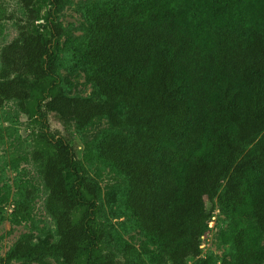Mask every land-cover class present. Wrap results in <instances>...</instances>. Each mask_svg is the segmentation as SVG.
<instances>
[{
	"label": "trees",
	"instance_id": "obj_1",
	"mask_svg": "<svg viewBox=\"0 0 264 264\" xmlns=\"http://www.w3.org/2000/svg\"><path fill=\"white\" fill-rule=\"evenodd\" d=\"M19 3L26 19L0 48V108L14 102L37 130L29 158L14 151L9 164L40 168L55 235L21 236L0 264H262L264 0L90 2L86 33L67 47L100 102L60 89L63 0ZM50 114L76 132L106 120L96 157L125 179L123 206L158 253L123 243L119 260L103 248L99 184L70 137L49 132ZM17 188L11 219L19 224L33 219L35 197ZM216 209L227 219L219 238L231 260L201 256Z\"/></svg>",
	"mask_w": 264,
	"mask_h": 264
},
{
	"label": "rangeland",
	"instance_id": "obj_2",
	"mask_svg": "<svg viewBox=\"0 0 264 264\" xmlns=\"http://www.w3.org/2000/svg\"><path fill=\"white\" fill-rule=\"evenodd\" d=\"M92 1L94 0H63L57 23L63 28L65 35L59 41L57 69L60 89L65 95L92 98L100 102L101 98L86 80V68L72 58L67 47L69 41L86 33L87 23L83 9ZM25 19L26 13L19 0H0V48L17 36V26ZM48 126L51 134L70 137V145L76 149L77 158L99 184L97 224L104 233L103 248L115 252L119 260H122L119 247L121 248L123 243H128L136 249L147 247L158 253L157 249L147 243L134 218L123 206L127 187L125 179L96 157L94 144L100 135L110 128L106 120H96L84 131L76 132L73 127L65 128L50 114ZM0 128L5 129V140L0 142V257H4L21 236L32 234L35 241L42 240L48 234L54 236L55 227L44 208L47 192L42 184L40 168L29 160L20 161L17 166L9 164L11 153L14 151L15 156L21 153L29 158L35 148L34 138L37 130L18 113L14 102H8L0 108ZM19 184L32 189L35 199L33 219L18 224L12 221L11 212L15 203L21 199V192L17 188ZM226 226V217L216 209L200 238L201 256L213 254L219 262L222 259L231 260V248L223 245L219 238L220 232ZM49 263L55 264L50 260Z\"/></svg>",
	"mask_w": 264,
	"mask_h": 264
}]
</instances>
